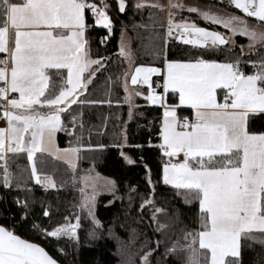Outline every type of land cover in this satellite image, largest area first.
<instances>
[{
    "label": "snow or ice",
    "instance_id": "snow-or-ice-1",
    "mask_svg": "<svg viewBox=\"0 0 264 264\" xmlns=\"http://www.w3.org/2000/svg\"><path fill=\"white\" fill-rule=\"evenodd\" d=\"M227 4L243 12L244 16L218 15L197 8H188V11L198 13L205 22L223 26L233 35L239 33L247 37L249 49L257 44L264 45V0H227ZM115 5L121 14L128 10L126 0H115ZM149 6L163 10L159 4ZM132 7L138 9L144 4L138 2ZM168 7L165 41L179 32L180 35H175V38L198 47L201 55L171 61L165 57L163 71L152 66L134 65L130 81L126 79L123 85L130 116L136 107L133 98L142 95L136 90L141 84L148 86L146 99L149 104H162L163 97L151 86L150 76L153 73L163 75L162 87L165 92L171 89L178 93L179 103L190 104L194 110L191 122L187 118L179 122L175 118L174 106L164 107L159 147L166 157L183 153L184 159L179 163L165 162L161 179L164 185H171L186 204L198 202L202 230L186 232L185 243L173 242L172 247L166 249L165 257L180 251L187 253L185 264H242L241 239L256 240L254 230H259L260 235L264 236V132L249 131L247 126L249 113L264 111V57L245 62L254 69L248 74L240 67L242 61L239 58L231 62L202 58L205 52H218L219 46L226 45L227 38L187 18L175 21L173 17L176 13L171 9L183 8L181 3L169 0ZM110 9L111 5L104 0H24L23 3L0 0V19L4 21V26L0 27V53H8L0 59V65L5 66L0 67V81L5 85L0 87V99H7L9 93L19 94V98L7 99V110L0 112V118L7 125L0 129V161L4 162L2 182L5 189L11 187L12 179L5 153L18 155L25 152L32 165V179L45 190L55 188L51 176L38 173L34 163L35 153H49L57 158L65 155L71 157L78 151L75 147L60 150L52 142L55 131L64 127L62 114L70 112V106L76 103H110L77 99L85 85L93 80L95 71L87 80H82L83 74L93 65H99V69H102L109 59L104 56L95 60L91 58L87 33L97 27L106 30L107 34L99 38V43L105 44L113 31ZM89 13L92 24L87 22ZM246 18H255L257 23L249 24ZM9 24L14 30L13 46L9 45ZM121 36L118 55L128 58L131 53L125 51L123 29ZM243 48L241 46V55H244ZM156 54L158 50L153 51V55ZM9 63L10 69L7 68ZM49 69L67 71L66 79L59 71L57 73L60 75L58 93L55 84L49 87ZM128 75L125 73L126 77ZM129 83L133 86L131 91L128 89ZM217 89L228 90L225 100L230 99V104L217 102ZM70 122L75 127L77 117L73 116ZM178 124L181 131H177ZM115 146L121 148V157L128 164H135L136 161L124 153L123 148L143 147L139 144L128 145L126 141ZM149 146H152L150 141ZM106 147L98 144L96 150ZM139 159L143 162L142 156ZM40 163L43 164V160ZM69 163H72L71 159ZM142 166L149 199L141 204V209L151 205L155 196L151 169L146 163H142ZM105 183L114 195L115 182L106 180ZM21 187L17 185L18 189ZM94 199L95 192L86 198L84 204L88 207L92 224L99 227L100 221L93 214ZM15 203L27 209L25 201L16 199ZM161 211L157 208L153 212L154 223L157 221L156 214ZM43 216L51 217L48 207L44 208ZM21 219H27V211L21 214ZM64 220L65 223L51 230L34 222L32 230L46 239L65 236L78 243L79 216L77 223H71L69 217ZM164 227L161 224L156 231ZM89 235L94 236V233L89 232ZM259 242L264 243V239ZM160 243L156 241L157 247ZM202 249L207 253L201 252ZM57 250L64 254L63 249ZM154 251L150 249L146 252L140 258L141 264H148V257ZM0 264L59 262L43 247L0 226Z\"/></svg>",
    "mask_w": 264,
    "mask_h": 264
},
{
    "label": "trees",
    "instance_id": "trees-1",
    "mask_svg": "<svg viewBox=\"0 0 264 264\" xmlns=\"http://www.w3.org/2000/svg\"><path fill=\"white\" fill-rule=\"evenodd\" d=\"M111 5L109 16L113 22L110 38L101 45L99 38L106 35V30L93 28L88 31L90 54L94 57H109L104 67L93 65L86 71L82 80H87L95 71L93 80L82 89L78 100L110 101V103H76L70 106L71 111L62 114L63 128L56 133V143L59 147L73 146L77 148V163L72 168L67 163L40 152L35 153L34 163L38 173L50 175L56 187L45 190L32 179V166L27 154L7 153L8 170L12 174L11 187L5 189L2 182L3 161H0V225L20 235L23 238L42 245L61 264H141V257L150 249L155 251L148 257V264H185L187 253L175 252L165 257L166 249L172 247L173 242L185 243L186 232H197L200 229L198 202L186 204L171 185L162 182V166L165 162L160 149V119L161 106L151 105L146 99L148 87L139 85L136 90L142 93L133 98L132 114L125 100L123 87L125 72L134 65L146 64L163 66L165 57L168 60H188L201 55V50L170 39L165 41L164 25L169 18L167 2L169 0H126L128 10L124 14L116 10L115 0H104ZM143 3L144 7L134 9V3ZM182 5H195L202 8L223 10L242 15L234 6H228L225 0H174ZM159 4L163 10L149 5ZM175 12V20L185 18L198 25H204L220 32L221 26L205 22L196 13L186 9H171ZM243 16V15H242ZM248 23H257L255 18H247ZM89 24L93 23L88 16ZM4 26L0 19V27ZM124 30V41L131 55L128 58L118 55L121 31ZM158 37V39H157ZM247 38L235 35L233 46L221 45L220 50L205 52L203 57L208 60L231 62L239 58L243 71L248 74L254 69L246 61H256L264 57V45H259L251 51L241 55L240 45ZM229 49L231 51H229ZM158 54L153 55V51ZM99 69V70H97ZM59 70L49 69L51 87L56 85L59 91ZM63 76L64 72L59 71ZM119 78V79H118ZM133 87V86H132ZM177 101L175 93L166 94V102L174 104ZM5 100L0 99V107ZM179 117L190 113L188 108H178ZM77 117L75 127L70 122ZM83 124V129H81ZM249 131L264 132V112L249 113L247 119ZM67 129V130H65ZM79 137V140L77 139ZM143 145L135 149L124 147L123 152L132 157L136 163L128 164L121 157V148L115 145ZM149 141L152 146H149ZM104 144L108 147L96 150V145ZM143 157V162L140 157ZM43 160V164L40 161ZM146 163L151 169V178L155 182L154 202L141 209V204L149 199V188L144 180ZM89 167H93L99 174L109 176L115 182V193H101L97 196L94 216L100 221V226L92 224L84 209L79 208L80 190L72 179ZM21 185L20 189L17 185ZM135 188L134 191L130 189ZM16 199L27 203V209L18 206ZM111 201V203H109ZM48 207L51 217L43 216L44 208ZM162 209L157 213V221H152L155 209ZM27 211V219L22 220L21 214ZM79 216L77 230L78 243L65 236L46 239L32 230L33 223L46 226L49 230L65 223L64 218L70 220ZM165 225L161 231H156L159 225ZM93 232L94 236H90ZM256 240L241 239L242 264H264V239L259 230L253 231ZM156 241H160L157 247ZM197 247H199L197 242ZM63 249V253L57 249ZM201 252L207 253L202 249ZM231 260L232 257H226Z\"/></svg>",
    "mask_w": 264,
    "mask_h": 264
},
{
    "label": "rangeland",
    "instance_id": "rangeland-1",
    "mask_svg": "<svg viewBox=\"0 0 264 264\" xmlns=\"http://www.w3.org/2000/svg\"><path fill=\"white\" fill-rule=\"evenodd\" d=\"M168 5H169V2H167V12H166L167 14H168V11L170 10L169 7H168ZM183 6L184 7L183 8H180V9H184V10L186 9L187 11H188V8H197V9L202 10V11H211V12L217 13L218 15H231V14H235V13H230V12H226V11H223V10L202 8V7L195 6V5H183ZM241 13L244 16V13L243 12H241ZM196 14H197V16H199L198 13H196ZM235 15L242 16V15H238V14H235ZM173 19H174V17H173ZM168 20H169V18L166 19V22H165V25H164L165 35H166V32H167ZM175 21H181V20H175ZM249 24H251V23H249ZM252 24H256V23H252ZM218 26H221V25H218ZM221 27L223 29L221 32L224 34V36L228 40V46L229 47L233 46V42L235 43L234 37H235V35H237L239 33L233 35L229 30L225 29L223 26H221ZM175 35H180V33L177 32V33H175ZM175 35L168 37L167 40H166V42L168 40H170V39L177 40L175 38ZM177 41H180V42L183 43V39H180V40H177ZM123 43L125 45V51H128V46L126 45V42L124 41V39H123ZM120 44H121V41H120ZM248 44H249V40L247 38L246 42L244 44H241L240 45V48H241V46H244L243 52L251 51V50H253L254 48H256L257 46L260 45V44H257L253 49H249L247 47ZM125 73H129V75L126 77L125 74H124L123 85H124V82H125L126 79L130 81V68ZM128 89H129V91L132 90V85L130 83L128 84ZM218 103H220L219 99H218ZM179 129L182 130L181 127ZM165 162H168V161H165ZM162 168H163V166H162ZM95 172H96V170L93 167H89L86 170L82 171L80 174L76 175L74 179H72V182H75L78 185L79 190H80V193H81L80 194V199H79V208L84 209V211L87 213V215H88V217L90 219H91V217L89 216V213H88V207L84 204V201L86 200V198L91 197L93 195V192H95V199H94V205H93V214H94V207H95V201H96L97 196L99 194H101V193H110V194L113 195V193L108 190V185H106V183H105L106 180L113 181V179L111 177H109V176H105V175H102V174L97 175ZM39 174L40 175H43V176H50L48 174H41V173H39ZM51 189H54V188H51ZM81 189H83V192H81ZM113 196H116L115 191H114V195ZM70 222L71 223H77V218L76 217L73 218L72 220H70Z\"/></svg>",
    "mask_w": 264,
    "mask_h": 264
},
{
    "label": "crops",
    "instance_id": "crops-1",
    "mask_svg": "<svg viewBox=\"0 0 264 264\" xmlns=\"http://www.w3.org/2000/svg\"><path fill=\"white\" fill-rule=\"evenodd\" d=\"M227 2V0H225ZM9 2H16V3H23L24 0H9ZM3 27V26H2ZM8 39H9V45L10 46H13L12 45V40L14 39V30L11 28L10 24H9V28H8ZM0 54H4V55H8V53H0ZM91 58L93 60L97 59V57H94L91 55ZM171 61V60H170ZM218 62H224V61H218ZM139 65H145V66H152V67H156L158 69H160L161 71L164 70V62H163V66L162 67H158V66H155V65H146V64H139ZM0 67H5L4 65H0ZM11 65L10 63L7 65V68L10 69ZM56 70V69H54ZM48 71V70H47ZM59 71H62L64 72V77L66 79L67 77V71L66 69H63V70H59ZM134 71V67H131L130 68V73ZM48 74V73H47ZM150 81H151V86H152V83L154 81H159L160 82V87L159 88H153L156 90V92L158 94H160L162 97H163V100H162V104H157L159 106H161V119H160V131H161V126L164 122V115H163V112H164V107L167 106V107H170L172 108L174 106V111H175V118L177 119V121L179 122H183V120L185 118L189 119L191 117H193V112L194 110L192 109L191 105L190 104H180L179 103V94L178 93H175L176 96H177V101L176 103L174 104H170V103H167L166 102V94L168 92H171V93H174L171 89H169L167 92H165L164 88L162 87V84H163V75H161L160 73H153L151 76H150ZM0 87H4V83L2 81H0ZM147 86V85H146ZM148 87V86H147ZM220 89H217L216 92H217V95H216V99H217V102H218V92H219ZM148 93V92H147ZM12 98H19V94L18 93H9L8 96H7V99H12ZM7 99H4L5 100V105L0 107V112H2L3 110H7ZM231 103V102H230ZM229 103V104H230ZM163 105V106H162ZM178 108H188L190 109V113L188 114H185V115H182L181 117L178 116V114L176 113L177 109ZM256 112H264V111H256ZM6 121L3 119V118H0V129H3V128H6ZM180 126L179 124L177 125V131H181V129H179ZM59 129V128H58ZM58 129L55 131L54 135H53V139H52V142H53V145L56 149H60V150H63V149H68L70 147H73V146H63V147H59L56 143V133L58 131ZM160 143H161V137H160ZM76 148V147H75ZM77 149V148H76ZM7 153H5L6 155ZM46 154H49V153H46ZM50 155V154H49ZM55 158H57V156L55 155H51ZM65 163H67L69 166L73 167V164L76 165L77 163V152L75 154H73L71 157L65 155L63 156L62 158H57ZM69 159H71L72 163L70 164L69 163ZM184 159L183 157V153H179L177 154V156H174V157H166L165 161H168L170 163H179L181 162L182 160ZM32 166V165H31ZM91 170V169H90ZM90 172V171H89ZM97 175H100L98 172H95ZM43 176V175H41ZM35 181V180H34ZM254 231H257V230H254Z\"/></svg>",
    "mask_w": 264,
    "mask_h": 264
},
{
    "label": "built area",
    "instance_id": "built-area-1",
    "mask_svg": "<svg viewBox=\"0 0 264 264\" xmlns=\"http://www.w3.org/2000/svg\"><path fill=\"white\" fill-rule=\"evenodd\" d=\"M89 15L91 16V14L89 13ZM6 56L4 54H0V59H3V57ZM1 84V83H0ZM152 87L153 88H159L160 87V82L159 81H154L152 83ZM228 94V90L226 89H220L218 92V98L221 104L227 103L229 104L231 102V100H225V96ZM193 119V117L189 118L188 121L191 122Z\"/></svg>",
    "mask_w": 264,
    "mask_h": 264
},
{
    "label": "water",
    "instance_id": "water-1",
    "mask_svg": "<svg viewBox=\"0 0 264 264\" xmlns=\"http://www.w3.org/2000/svg\"><path fill=\"white\" fill-rule=\"evenodd\" d=\"M198 26H200V27H204V28H208V29H210V30H212V31H216V32H220L219 30H217V29H213V28H210V27H207V26H204V25H198ZM220 33H222V32H220ZM223 34V33H222ZM224 35V34H223ZM228 44V40H227V43H226V45ZM224 46V45H223ZM0 226H2V225H0ZM4 227V226H3ZM6 228V227H5ZM7 229V228H6ZM16 234V233H15ZM16 235H18V234H16ZM19 237H21L20 235H18ZM22 239H24V240H26V241H29V242H32V243H35V244H37V245H39V246H41V247H43L42 245H40L39 243H37V242H34V241H31V240H29V239H26V238H23V237H21ZM44 248V247H43ZM45 249V248H44ZM46 250V249H45ZM47 251V250H46ZM47 253H48V251H47ZM49 254V253H48ZM52 258H54L51 254H49ZM55 259V258H54ZM56 260V259H55ZM58 261V260H57ZM59 264H61L60 262H59Z\"/></svg>",
    "mask_w": 264,
    "mask_h": 264
}]
</instances>
